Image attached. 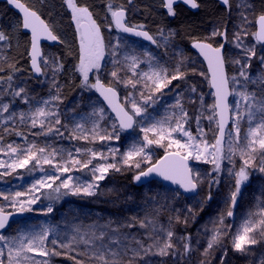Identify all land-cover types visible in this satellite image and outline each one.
I'll use <instances>...</instances> for the list:
<instances>
[{"label":"snow or ice","instance_id":"obj_1","mask_svg":"<svg viewBox=\"0 0 264 264\" xmlns=\"http://www.w3.org/2000/svg\"><path fill=\"white\" fill-rule=\"evenodd\" d=\"M7 2L22 14L15 30H23L30 35L28 56L33 72L47 75L46 69L51 70L52 87L56 88V94L50 99L37 101L27 95L24 87L8 92V89L12 88L14 73L21 71L15 64H10L9 74L6 77L0 76V85H4L0 88V97L4 95L19 97L25 104L32 100L33 105L28 111H10L12 102H3L0 99V122L8 125L12 121L28 125L32 129L39 128V132L32 133L34 136L55 134L63 138L64 132L61 128H64L69 132L68 139L89 143L119 141L121 131L134 128L139 129L142 138L139 142L132 143L121 155L119 165L115 162L93 164L97 159L108 161L109 155L115 161L119 152L117 148L109 149V155H105L104 152L91 148L64 150L47 142L43 145L27 142L25 145L9 143L0 146V153L8 157L7 160H0V179L12 176L18 169H26L29 173L33 171L45 173L34 180L25 191H13L11 188L0 190V200L5 202L0 204V264H52L53 257L61 256L72 260L74 264H138L140 260H143L144 264H150L145 257L176 255L183 257L190 254L192 252L190 235L176 236L173 228V222L187 224L188 218L181 220L178 210L172 209L173 215L168 217L167 224L160 223L158 216L165 205L154 209L151 217L147 213L143 218L133 216L116 228H112L110 221L99 227L90 226L88 230L74 225L71 232H62L58 226L45 224L38 229H17L16 234L5 233L4 230L9 228L13 216L34 211L33 206L39 202V193L42 191L51 190L46 196L49 200L54 198L52 193H56L55 199H59L61 189L66 190L64 195L94 196L97 194L99 181L104 180L110 170L121 171L122 166L139 170L134 176L137 182L141 181L142 177L156 174L164 181L179 186L184 192L196 193L204 181L200 171L190 166V162L212 165L211 171L217 173V176L211 178L209 182L211 188L219 183L222 165L227 160L231 165L229 174L234 177V190L227 201L226 210L214 222L215 226L203 255L208 256L214 247L223 245L226 238L230 239L232 250L241 254H248L253 246L264 243V203H261L257 210L249 211L238 225L224 222L226 217H234L233 209L242 185L249 179L250 169L256 168L264 173V55H257L255 45L244 43V37L250 34L257 43L264 45V13L256 18L257 30L250 33L246 25L251 21L246 12L252 6L247 0H239L237 3L242 23L239 30L233 33V42L235 47L240 49V53L238 58L231 61L238 66L237 73L231 77L225 67L224 44L214 46L210 42L216 36H221L227 41V29L213 30L210 37L193 43V47L207 62L206 79L210 88L214 90V102L211 105H205L203 95L198 94L202 110L194 118L189 117L180 98L182 93H178L175 104L170 106L172 111L163 118L155 119L149 114L148 108L159 100L160 95L164 94L165 89H169L173 81L185 80L188 75L187 71L182 70V61L169 71L156 61L151 53L137 52L121 37L106 43L102 26L89 7L77 3V0H64L78 36L79 54L75 71L80 74V86L82 89L98 93L115 114V120L104 127L102 121L107 119L106 110L104 107L93 105L88 120L81 118L68 130L67 125L60 119L57 102L62 103V97L59 95L58 81L55 79L56 74L64 70V64L59 57L45 55L41 48V41L60 43L63 41L38 9L22 0ZM179 2L192 9L200 7L197 0H163L162 7L167 10L169 16L174 17L176 15L174 5ZM220 2L231 11L230 0ZM128 3L131 4L132 0H128ZM106 8L110 14V19L106 17L109 19L106 26L109 30L115 28L122 33L142 37L158 47L167 45L168 40L174 35L172 32L165 34L160 30L157 35L162 38L161 43L156 36L144 30L143 25L129 24L127 9L122 5L114 7L109 2ZM11 39L12 36L0 28V43L11 47L8 43ZM106 56L111 58L109 61L111 68L105 63ZM254 58L259 62L260 70L251 73L249 69ZM141 64H146L147 70L141 69ZM3 71L5 69L0 68V72ZM104 72L112 79L107 82L102 79ZM200 75L205 73L201 72ZM117 86L132 91L127 92L122 98ZM175 88H179V84L175 85ZM188 91L196 93L197 89L193 85ZM230 96L233 97L232 103H229ZM190 102L196 103V99H190ZM204 112L208 113L206 117ZM5 113L8 115L5 116ZM201 117L206 118L210 125L215 124L214 138L211 142L207 139L208 132L200 124ZM190 119H194L196 124L195 135L190 126L186 127ZM4 131L15 132L28 141V137L15 127H5ZM2 139L0 137V140ZM152 148L163 149L164 153L162 158L155 162L149 151ZM81 155L87 156V159L82 160ZM237 159L240 161L238 168ZM142 164H147V168H142ZM45 165L53 171L48 172ZM82 169L90 170L92 176L90 182L74 183L71 175H65L73 170ZM208 175L211 176V173ZM62 177L64 179H61ZM57 181L60 183L57 184ZM205 199H211V192ZM53 211V206L49 204L45 215ZM187 211L194 214L191 207ZM137 226L147 230L144 238L122 231ZM226 256L225 248L219 264H224ZM200 264L207 262L201 260ZM260 264H264V260H261Z\"/></svg>","mask_w":264,"mask_h":264},{"label":"rangeland","instance_id":"obj_2","mask_svg":"<svg viewBox=\"0 0 264 264\" xmlns=\"http://www.w3.org/2000/svg\"><path fill=\"white\" fill-rule=\"evenodd\" d=\"M30 1L37 4V0ZM238 2L239 0H231L232 7L231 11L228 10L229 14L227 15L228 17L226 16V20L225 18H220L214 22L208 23L202 29L201 33L206 39L211 36L213 30L219 29L223 31L224 29H227V41H225L221 36L213 37L210 41L215 45L223 43L226 47L225 59L227 61V70L230 77L235 75L238 71V66L233 64L231 61L235 58H238V54L240 53V49L236 48L235 43L233 42V33L239 30V26L242 23L239 15L240 10L236 7ZM247 2L252 6L246 12L249 21H251V23L246 25V28L251 33L256 31L257 25L255 21L257 16L255 13L254 1L247 0ZM162 4L163 0H159L158 6L156 7L159 12L164 9ZM106 17L110 19V14L107 10L103 12L101 20L97 21L102 26L106 43L109 40H115L116 37H121L124 41H127L129 45L134 47L137 52L151 53L152 56L156 58V61L167 67L169 71H171L178 63L182 61V70H185L188 73H196L199 75L201 72H203L205 75L201 76L206 79L208 71L205 61L201 59L199 54L195 52L194 49H192L193 42L197 39L193 40L188 47L186 43L179 40L177 26L173 24H165L164 26L160 27V29L157 31V34L160 30H163L165 34L172 32L174 35L168 40L167 45L158 47L153 46L148 42L146 43L141 39L130 38L115 28L109 30L106 27L109 23V19H106ZM20 18L21 17L17 14L16 16L11 14L5 18L4 10H2V8L0 9V28L12 36L11 41L16 46H19L20 38L22 36L20 33L21 30H15L17 22L20 20ZM71 24L73 26V30H75L73 22ZM58 28L64 34L62 26L58 25ZM58 28L57 31L62 40L63 37L61 36ZM157 34L154 36H156L157 39L161 40V43H163L162 38ZM64 36L68 41L66 34H64ZM244 43L247 45H255L257 55H264V46H261L259 43H257L252 35L249 34L244 37ZM44 53L47 56L58 57L57 50L50 45H45ZM110 59L111 58L108 56L105 58V63L108 64L109 68L112 67L109 62ZM10 64H14V59L9 53V47H7L4 43H0V68L5 69V71L0 72V76L6 77L9 74L10 70L8 66ZM42 67L44 66L42 65ZM71 69L72 70L69 69V77L74 79L73 76L77 74L75 71V66H71ZM141 69L147 70V65L141 64ZM259 70V62L254 58L249 72L256 73ZM46 71L47 75H42L37 78V81H39L38 83L37 81L31 82L28 77L21 74L18 80H13L11 82L12 88L8 89V92H11L13 89H18L19 87H24L26 89L27 95L30 98H35L37 101L40 99H50L52 95L56 94V88L52 87L51 70L46 69ZM55 79L58 81L57 87L59 88V95L62 97V103L57 102V107L60 112V119L63 124L67 125L68 130L74 126L75 122L80 121L81 118L88 120L89 113L92 111L93 105L97 107H104L106 110L107 119L102 121V126L107 127L112 121L115 120V116L107 107L106 102H104L94 90L89 91L83 89L70 101H63V87L66 82L64 79H62L61 72L56 74ZM91 79L92 77H90V80ZM102 79H105L107 82L112 78L107 74V72H104L102 74ZM182 81L183 80L173 81L172 85L169 86V89H165L164 94L160 95L159 100L148 108V112L153 118H163L170 111H172L170 106L175 104L178 93H182L180 98L188 114H190L192 110H195L194 117L199 115L202 110L198 94L203 95V102L205 105H211L214 102L213 90L210 88V86L209 90L207 91L200 92L197 90L196 93H191L188 91L190 86L182 84ZM207 83H209L208 79ZM177 84H179V88H175V85ZM3 87L4 85H0V88ZM117 87L121 92L122 98L127 94V92L132 91L131 89H125L121 86ZM0 99H2L3 102H12L10 111H28L33 105L32 100H30L29 104H25L21 98H13L11 95H4L3 97H0ZM190 99H196V103H191ZM232 101L233 97L231 98L230 103H232ZM4 115L7 116L8 114L5 113ZM207 115L208 113L204 112V117ZM204 117H201L200 124L205 129V131L208 132L207 139L211 142L214 138L215 124L213 123L210 125L209 121ZM137 119L140 120L142 118ZM88 126L90 127V124ZM189 126L195 135L196 124L194 119L192 124L188 123V125H186V127ZM5 127H15L18 131L23 132L28 137V141H25L22 136L16 135L15 132H5ZM39 131V128L32 129L28 125H22L12 121H10L8 125H4L2 122H0V137L3 138L0 140V146H6L9 143L25 145L27 142H35L37 144L43 145L47 142L53 147L64 150H74L75 148H91L94 151L104 152L105 155H109V149L117 148L119 149V152L116 155L115 161H113L109 155L108 161L97 159L93 161V164L115 162L119 165L121 155L128 150L132 143L139 142L142 138V133L138 128H136L132 133L121 131L119 141H96L94 143H89L82 140H70L68 139L69 132L64 128H61V131L64 132L63 138L55 134L50 136L32 135V133ZM241 134L243 135V129ZM149 151L152 153L153 162L161 157H159V153H163V149L160 148H152ZM80 158L82 160L87 159V156L81 155ZM7 159L8 157L4 156L3 153H0V160ZM257 163H259V161H257ZM239 164L240 161L237 159V168L239 167ZM191 165L195 170L200 171L201 178L204 181L199 186L200 190L196 195L187 196L183 193L179 186L173 188L166 185L163 181L157 179H153V181L146 183L142 180L137 182L134 180V176L139 170L122 166L121 171L116 172L110 170L107 177L104 180L99 181V188L97 190V194L94 196H85L83 194L64 195L63 193L66 190L61 189L59 199H55L57 194L52 193L54 198L49 200L46 198V196L51 190L42 191L39 193V202L33 206L34 211L27 212L26 217L16 220L5 231V233L11 235L16 234L17 229H38L41 227L40 223L45 225L48 224L47 221H49V225L55 224L56 226L58 224L59 229L62 232H71V229L74 225L81 226L84 230H88L90 226L96 225L99 227L100 225L107 224L110 221L112 222V228H116L122 222H127L133 216L143 218L147 213L149 217H151L154 214V209L159 208L160 205H165L166 207L160 211L158 216L160 223L167 224L168 217L173 215L172 209L178 210L181 220H183L185 217L188 218L187 224H177L173 222V228L176 236L186 235L183 232V228L181 226L188 227V229L193 228L191 246L193 249V258L196 264H200L201 260H205L207 264H219L225 248L228 252V249L231 246V241L229 238L224 240L223 245L214 247L208 256H204L203 252L207 247L208 240L211 238L212 230L215 226L214 222L226 210L227 201L231 192L234 190V177L229 174L231 165L227 160L224 161V164L222 165L223 171L218 177L219 183L213 185L211 188H209V182L212 177L217 176V173L211 171L212 165L203 162H191ZM44 167L48 172L53 171V169L49 168L47 165ZM141 167L146 169L147 164H142ZM209 173H211V176L208 175ZM44 174L45 173L40 171H33L32 173H29L26 169H18L17 173L13 174L12 176L0 179V190L11 188L13 191H25L28 187H30L34 180L40 178ZM65 175H71L73 177L74 183L90 182L92 179L89 169L73 170L72 172ZM61 179H64V177ZM59 183L60 181H57V184ZM209 192H211V199L206 200L205 197L209 194ZM177 193H179V195H176ZM2 203L5 202L0 200V204ZM261 203H264V173L259 172L256 168H252L249 171V179L242 185L241 192L237 197L236 206L233 209L234 217H226L224 221L225 224H233L234 226L238 225L242 218H244L249 211L257 210V207ZM49 204L53 206L54 211L45 215L46 208ZM189 207L192 208L194 214L187 211ZM122 231L136 234L138 238H144V233L147 230L141 229L137 226L131 229H122ZM263 254L264 252L257 254L253 251L248 253L250 257H260ZM72 255H76V253H72ZM227 258L228 256L224 257V262ZM37 259H40V257H37ZM145 259L148 260L150 264H167L169 260L168 257L159 256L145 257ZM52 264H74V262L64 256H61L53 257ZM138 264H144V261L140 260L138 261Z\"/></svg>","mask_w":264,"mask_h":264},{"label":"trees","instance_id":"obj_3","mask_svg":"<svg viewBox=\"0 0 264 264\" xmlns=\"http://www.w3.org/2000/svg\"><path fill=\"white\" fill-rule=\"evenodd\" d=\"M255 13L258 17L259 14L264 13V0H253ZM29 6L38 9L40 13L48 20L49 24L54 27L55 32L58 34L57 28L58 25H61L64 31V34L68 37L65 39V36L62 31H60L61 36L63 37V43L54 46L57 50L58 57L64 64V70L61 71V77L65 80V85L63 87V101H70L73 97L79 94L83 89L81 88V77L77 72L71 79L69 74V69L71 66H76L78 63V54H79V43L78 37L76 36L75 30H73L71 13L64 4V0H37V4L31 2L30 0H24ZM112 3L113 6L126 7L129 11L130 24L132 25H143L144 28L148 29L152 34H157V31L161 26L165 24H173L177 26L179 32V40L186 43L189 47V44L197 39L204 40L202 29L211 22L218 20L220 18L225 20L229 14L226 6H222L221 3L217 0H197L200 7L197 11L188 9L185 5L180 4L175 7L176 15L169 16L166 13V10L163 9L159 12L156 7L158 6L159 0H132V3L129 4L128 0H77V3L86 5L89 7L90 11L93 12L94 17L97 21L101 20L103 12L107 10L106 4ZM231 3V2H230ZM4 10V17L10 16L11 14L16 16V12L12 10L8 3L0 1V9ZM227 11V12H226ZM19 15V14H17ZM20 16V15H19ZM227 16V17H226ZM22 34L20 38L19 46H16L9 41L11 47H9V53L14 59V64L21 71L14 73L13 80H18L20 75H25L31 82H36L38 77L33 75L31 67H29V56L28 49L30 46V35L21 30ZM59 35V34H58ZM211 42V41H210ZM214 44V43H213ZM182 84L187 86H195L196 89L200 92L209 90V83L207 79L202 77L199 74L188 73L185 80L182 81ZM194 107V106H193ZM194 111L189 114V117L194 118ZM193 119L189 120V123L192 124ZM136 129V128H135ZM127 133V132H126ZM163 153H159V157ZM183 232L186 235L192 236L193 228L181 226ZM253 252L260 254L264 252V243L253 246ZM228 258L224 264H259L261 260H264V254L260 257H250L248 254H241L239 252L233 251L231 246L227 252ZM167 264H196L193 258V249L190 254L187 256H169ZM180 259V260H179ZM184 260V261H183Z\"/></svg>","mask_w":264,"mask_h":264},{"label":"water","instance_id":"obj_4","mask_svg":"<svg viewBox=\"0 0 264 264\" xmlns=\"http://www.w3.org/2000/svg\"><path fill=\"white\" fill-rule=\"evenodd\" d=\"M0 1H2V2H4V3H6L7 2V0H0ZM217 1H219L220 2V0H217ZM231 1V0H230ZM22 2H24V0H22ZM8 3V2H7ZM199 3V2H198ZM221 3V2H220ZM180 4H183V5H185L188 9H190V10H193V11H197L199 8H197V9H192L190 6H188V5H186V4H184L183 2H179V3H177V4H175L174 5V8L175 7H177L178 5H180ZM8 5H9V7L12 9V10H14L17 14H19L20 15V17H21V13L19 12V10H17L13 5H11V4H9L8 3ZM221 5L222 6H224L222 3H221ZM225 7V6H224ZM125 8V7H124ZM127 9V8H126ZM43 16V15H42ZM44 17V16H43ZM45 18V17H44ZM129 19H130V16H129V11H128V9H127V22L129 23ZM48 21V20H47ZM49 23V22H48ZM144 30H146V31H148L150 34H152L147 28L146 29H144ZM256 30H257V28H256ZM24 32V31H23ZM122 33V32H121ZM57 34V33H56ZM122 34H125V35H127L128 37H130V38H137V39H141V40H143V41H145L146 43L148 42V43H150V44H152L151 42H149V41H147V40H145V39H143L142 37H136V36H134V35H131V34H127V33H122ZM58 35V34H57ZM153 35V34H152ZM197 41V40H196ZM195 42V41H194ZM193 42V43H194ZM59 44H61L60 42H52V41H41V48H42V50H43V52H44V47H45V45H50V46H52V47H54V46H56V45H59ZM153 46H157V45H154V44H152ZM215 46V45H214ZM217 46V45H216ZM263 46V45H262ZM192 49H194V51L195 52H197L198 54H199V52H198V50L197 49H195L194 47H193V45H192ZM225 50H226V47H224V49H223V51H224V54H225ZM199 56L201 57V59L202 60H204V58L199 54ZM226 60V59H225ZM205 61V60H204ZM205 64H206V67H207V62L205 61ZM29 67H31V63H29ZM225 67H226V71H227V73H228V70H227V66L225 65ZM31 70H32V68H31ZM33 71V70H32ZM207 71H208V69H207ZM33 74H34V76L35 77H40L41 75L40 74H35L34 72H33ZM213 90V89H212ZM118 91H119V89H118ZM120 92V91H119ZM213 92H214V90H213ZM98 94V93H97ZM120 94H121V92H120ZM98 96H99V94H98ZM100 97V96H99ZM101 99H102V97H100ZM230 99H231V96L229 97V103H230ZM103 100V99H102ZM114 114V113H113ZM114 116H115V114H114ZM230 125L231 124H229V127H230ZM135 129V128H134ZM134 129H130V130H127V131H125V132H132V131H134ZM226 131H227V129H226ZM164 154V153H163ZM160 158H162V156L160 157ZM160 158H158V159H160ZM157 159V160H158ZM156 161V160H155ZM190 166H192L191 165V162H190ZM153 179H157V180H161V181H163L166 185H168V186H170V187H173V188H176L177 187V185H175V184H172L171 182H168V181H164L161 177H159L158 175H156V174H152V175H150V176H148V177H142L141 178V180L143 181V182H150V181H153ZM199 190H200V188H198L197 189V192L196 193H190V192H184L183 190V193L185 194V195H189V196H193V195H196V194H198V192H199ZM26 214H27V212H25V213H22V214H17V215H15V216H13L12 217V219L10 220V222H9V227L11 226V224H13L16 220H18V219H21V218H24V217H26ZM8 229V228H7ZM7 229H5L4 231H6Z\"/></svg>","mask_w":264,"mask_h":264},{"label":"built area","instance_id":"obj_5","mask_svg":"<svg viewBox=\"0 0 264 264\" xmlns=\"http://www.w3.org/2000/svg\"><path fill=\"white\" fill-rule=\"evenodd\" d=\"M47 223L49 224V221H47ZM51 224H54V223H51ZM55 225V224H54ZM40 226H43V223H40ZM56 226H58V224L56 225ZM58 228H59V226H58ZM60 230V229H59Z\"/></svg>","mask_w":264,"mask_h":264},{"label":"bare ground","instance_id":"obj_6","mask_svg":"<svg viewBox=\"0 0 264 264\" xmlns=\"http://www.w3.org/2000/svg\"><path fill=\"white\" fill-rule=\"evenodd\" d=\"M220 43V42H219ZM219 45V44H218ZM34 75V74H33ZM24 78V77H23ZM37 79V78H36ZM42 79V78H41ZM27 80V79H26ZM40 80V79H39ZM31 81V80H30ZM39 81H37V83H38ZM180 260V259H179ZM184 261V260H183ZM179 264V263H178Z\"/></svg>","mask_w":264,"mask_h":264}]
</instances>
